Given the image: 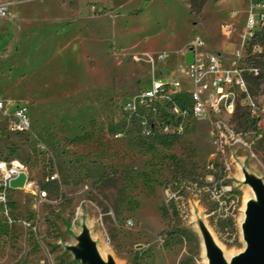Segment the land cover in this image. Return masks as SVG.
I'll return each mask as SVG.
<instances>
[{"label":"rangeland","instance_id":"374dc122","mask_svg":"<svg viewBox=\"0 0 264 264\" xmlns=\"http://www.w3.org/2000/svg\"><path fill=\"white\" fill-rule=\"evenodd\" d=\"M253 2L264 0H0L10 13L0 18V100L27 105L32 122L31 134L0 138V160L28 173L0 205V264H88L87 241L111 264H211L213 240L233 259L245 251L264 134L222 158L209 123L144 138L121 107L150 87L152 67L136 56L169 52L157 67L170 75L197 36L226 65L241 57L251 94H264V30L249 40L245 29ZM245 120L232 119L239 132Z\"/></svg>","mask_w":264,"mask_h":264},{"label":"built area","instance_id":"2783aa9c","mask_svg":"<svg viewBox=\"0 0 264 264\" xmlns=\"http://www.w3.org/2000/svg\"><path fill=\"white\" fill-rule=\"evenodd\" d=\"M255 7L260 10L258 14L253 13ZM9 16L8 8L0 6V18ZM245 29L249 40L263 32L264 3L253 2ZM232 32L233 29L227 26L225 34L230 35ZM189 51L194 54V62L186 66L185 56ZM135 60L152 67L150 87L130 95L122 105L121 112L123 117L137 123L140 135L144 138H151L156 134L183 135L191 122H206L210 125L215 155L234 159L239 150L247 152L251 149V137H261L264 134V94L258 97L251 94L241 57L226 65L216 52L206 47L204 39L197 36L182 52L177 69H171L170 75L157 67L169 64V52L143 53L140 57L136 56ZM251 72L256 75L259 73L258 69H251ZM29 111L30 108L25 104L0 100V138L31 134ZM240 111L245 113L246 119V126L241 132L232 121ZM121 137V134L116 135V138ZM38 148L48 153L40 141ZM48 156L52 160V155L48 153ZM21 174L26 175L28 183L24 164L17 160H0V205L6 209L8 195L14 190L11 183ZM58 179V172L51 170L47 181L55 182ZM39 197L46 200L49 194L43 190L39 192ZM25 224L33 228L32 224ZM134 224V221L128 220L126 227L132 228ZM33 230H36L35 227Z\"/></svg>","mask_w":264,"mask_h":264},{"label":"water","instance_id":"95a60500","mask_svg":"<svg viewBox=\"0 0 264 264\" xmlns=\"http://www.w3.org/2000/svg\"><path fill=\"white\" fill-rule=\"evenodd\" d=\"M193 62L194 54L192 51H189L185 56V64L186 66H190ZM26 183V175L21 174L20 177L12 181L11 186L14 189H22L26 186ZM252 183L262 206L258 207L256 203L249 206V222L245 228V239L248 241V247L235 260L234 264H264V188L257 181H253ZM83 233L88 232L84 230ZM80 252L88 264H111L102 260L95 247L88 241L84 243ZM209 254L211 264H224L222 252L213 243H210Z\"/></svg>","mask_w":264,"mask_h":264},{"label":"bare ground","instance_id":"6f19581e","mask_svg":"<svg viewBox=\"0 0 264 264\" xmlns=\"http://www.w3.org/2000/svg\"><path fill=\"white\" fill-rule=\"evenodd\" d=\"M255 203H256V205L258 206V207H261L262 206V204L260 203V200H259V197H258V194H257V192L255 191ZM251 201V200H250ZM249 206H250V202H248V200H246L245 201V204H244V209H243V222H244V225H243V232H244V237L246 238V234H245V228H246V226H247V224H248V222H249V214H248V210H249ZM246 243H247V247H248V241L246 240ZM213 244H214V246L215 247H217L220 251H221V249L219 248V246H218V243L216 242V241H214L213 240ZM247 247H246V249H247ZM246 249H245V251H246ZM244 251V252H245ZM243 252V253H244ZM242 253V254H243ZM110 255V254H109ZM241 255V254H240ZM239 255V256H240ZM223 256V259H224V264H234L235 263V260L239 257V256H237L236 258H234L233 259V256L232 257H230V256H228V255H222Z\"/></svg>","mask_w":264,"mask_h":264},{"label":"crops","instance_id":"0c3cea01","mask_svg":"<svg viewBox=\"0 0 264 264\" xmlns=\"http://www.w3.org/2000/svg\"><path fill=\"white\" fill-rule=\"evenodd\" d=\"M211 50V49H210ZM212 51V50H211Z\"/></svg>","mask_w":264,"mask_h":264},{"label":"trees","instance_id":"16d2710c","mask_svg":"<svg viewBox=\"0 0 264 264\" xmlns=\"http://www.w3.org/2000/svg\"><path fill=\"white\" fill-rule=\"evenodd\" d=\"M262 78V77H261Z\"/></svg>","mask_w":264,"mask_h":264}]
</instances>
